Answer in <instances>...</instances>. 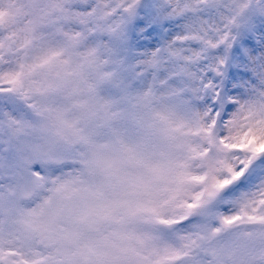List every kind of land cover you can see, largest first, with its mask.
Instances as JSON below:
<instances>
[{"label": "snow or ice", "instance_id": "obj_1", "mask_svg": "<svg viewBox=\"0 0 264 264\" xmlns=\"http://www.w3.org/2000/svg\"><path fill=\"white\" fill-rule=\"evenodd\" d=\"M0 264H264V0H0Z\"/></svg>", "mask_w": 264, "mask_h": 264}]
</instances>
